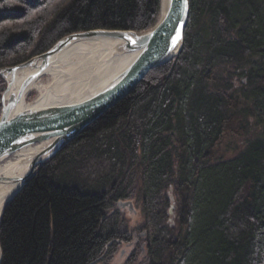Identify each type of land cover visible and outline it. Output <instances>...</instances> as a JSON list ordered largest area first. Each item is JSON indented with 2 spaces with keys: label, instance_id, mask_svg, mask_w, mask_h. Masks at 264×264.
Masks as SVG:
<instances>
[{
  "label": "trees",
  "instance_id": "1",
  "mask_svg": "<svg viewBox=\"0 0 264 264\" xmlns=\"http://www.w3.org/2000/svg\"><path fill=\"white\" fill-rule=\"evenodd\" d=\"M189 6L180 52L8 202L0 264H264V0ZM159 12L160 0H0V68L75 32L147 30ZM4 89L0 77V112ZM250 119L262 136L219 159ZM132 200L138 226L118 206Z\"/></svg>",
  "mask_w": 264,
  "mask_h": 264
},
{
  "label": "water",
  "instance_id": "2",
  "mask_svg": "<svg viewBox=\"0 0 264 264\" xmlns=\"http://www.w3.org/2000/svg\"><path fill=\"white\" fill-rule=\"evenodd\" d=\"M165 1L163 8L164 0H160V16L147 30L97 28L75 32L62 37L43 53L16 65L0 68V77L5 83L1 95L0 162L28 147L33 148L27 157V167L22 175L0 178V181L16 183L4 201L0 220L11 198L45 161L53 158L84 128L132 93L150 70L165 64L180 52L189 18V0L187 4L185 0ZM95 37L116 40L114 54H131L133 58L97 92L78 102L44 107H18L29 85L45 74L63 49L74 42ZM19 75L24 76L18 79ZM118 206L135 212L131 202L120 201ZM172 208L173 205L169 207L170 214L173 212Z\"/></svg>",
  "mask_w": 264,
  "mask_h": 264
},
{
  "label": "bare ground",
  "instance_id": "3",
  "mask_svg": "<svg viewBox=\"0 0 264 264\" xmlns=\"http://www.w3.org/2000/svg\"><path fill=\"white\" fill-rule=\"evenodd\" d=\"M166 1L163 2L165 8ZM116 40L95 37L74 42L63 49L47 68L43 81L38 78L27 88L19 108L65 105L78 102L97 92L133 58L131 54H114ZM24 75H19L21 79ZM32 90L38 92L32 103L26 102ZM32 147L0 162V178L22 175ZM16 183L0 181V214L6 198Z\"/></svg>",
  "mask_w": 264,
  "mask_h": 264
},
{
  "label": "rangeland",
  "instance_id": "4",
  "mask_svg": "<svg viewBox=\"0 0 264 264\" xmlns=\"http://www.w3.org/2000/svg\"><path fill=\"white\" fill-rule=\"evenodd\" d=\"M159 16H160V12H159ZM159 18V17H158ZM43 76V77H42ZM40 78L45 81L47 79V76L45 75H42ZM38 92L35 91V90H32L31 92H29V94L27 95V98H26V102L28 103H32L33 100L35 99V97L37 96ZM262 134H261V131L259 130V128L256 126V124H254V121L253 119H250V123L248 124V132L247 134H245L244 136H241V137H237V136H227L222 144V146L220 147L218 153H217V157L219 159H226V158H229L231 156H233L235 153H237L238 151L241 150V148L246 144L247 141L249 140H252L254 138H257V137H261ZM170 199H171V205H173V202H172V196H171V193H170ZM122 202H125V201H122ZM128 202H131L132 203V206H133V210L135 211L133 213L130 212L128 209H122L120 207L121 210H126V213H127V218L129 219V222L128 224H130V226H138L140 224H142V218H141V212H140V207L139 205H136L133 200L132 201H128ZM170 205V206H171ZM174 209V205H173V208H172V211ZM173 214V212H172ZM141 236H144V233L141 234ZM127 250L125 247H120V250H119V255L121 258L124 257V255L127 253ZM123 252V253H122ZM122 253V255H121Z\"/></svg>",
  "mask_w": 264,
  "mask_h": 264
},
{
  "label": "snow or ice",
  "instance_id": "5",
  "mask_svg": "<svg viewBox=\"0 0 264 264\" xmlns=\"http://www.w3.org/2000/svg\"><path fill=\"white\" fill-rule=\"evenodd\" d=\"M185 4H187V0H185Z\"/></svg>",
  "mask_w": 264,
  "mask_h": 264
}]
</instances>
